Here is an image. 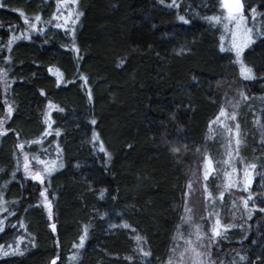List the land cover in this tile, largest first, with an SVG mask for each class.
Wrapping results in <instances>:
<instances>
[{
    "label": "trees",
    "instance_id": "obj_1",
    "mask_svg": "<svg viewBox=\"0 0 264 264\" xmlns=\"http://www.w3.org/2000/svg\"><path fill=\"white\" fill-rule=\"evenodd\" d=\"M4 2L8 6L0 8V44L7 41L12 29L22 26V20L10 8H21L30 16L41 13L46 19L55 11V0ZM201 3L202 0H183L182 8L177 11L167 9L158 0H80L79 8L84 14L76 25V41L84 57L83 71L93 84L94 107L88 104L78 88L58 92L52 82L54 77L48 74L47 69L52 66L69 78L74 75L71 56L61 47L62 33L50 35L48 44H42L44 37H40L34 42L20 41L15 46L17 130L27 136L39 132L41 102L45 99L39 95L41 89L52 94V98L68 110L66 121L60 119L61 114H57V119L61 128L67 130L63 146L66 160L73 164L56 174L52 190L58 196L55 208L58 237L69 255L71 244L80 232V224L90 220L94 206L100 207L101 212L106 210L103 207L106 201H98L86 190L84 181L87 177L95 184L97 192L106 188L118 194L117 206L147 238L154 255L166 257L179 223L180 189L195 157L189 153L177 163L160 143L161 129L173 139L179 136L186 137L190 143L203 142L207 121L216 111L208 95L209 81L227 78V84L235 82L255 97V115L243 103L239 110L241 127L247 136L241 154L248 162L264 160V149L259 146L260 132L255 124L260 116L264 83L240 81L238 67L231 63L227 54L219 52L220 32L211 29L201 18L204 9L197 7ZM190 5L192 22L183 25L178 15H188L185 9ZM197 11L201 15H196ZM181 45L190 51L184 56H176L174 49ZM245 55L249 66L257 70L264 68V44L258 41L246 50ZM120 57L127 58L124 70L117 67ZM193 74L203 81V86L186 92ZM227 84L224 89L213 86L218 102L227 90ZM245 84L249 87L244 88ZM188 101L191 102L190 109ZM90 110L98 120L97 130L113 156L107 172L101 170L98 161L94 162L90 146L82 142L85 133L75 127L78 120L81 127L87 129ZM172 113L177 114L175 121L170 120ZM14 143L15 138L0 143V168L13 167ZM76 161L82 165L79 170L75 168ZM18 175L22 179V174ZM30 183L26 182L24 188L18 184L11 187L8 199H19ZM253 188H260L259 175L255 177ZM35 196L33 192V199ZM244 221V231H232L221 244L225 250L235 248L248 255L252 264H262L264 214L254 212L252 220H247L245 215ZM26 222L35 236L36 247L24 257L10 258L7 264H47L54 253L55 239L47 220L39 210H31ZM91 223L96 229L90 235L80 264H116V255L122 264L123 257L131 250L129 236L121 230L110 233L106 223L99 219H91ZM240 240L243 245L238 243ZM9 242H14L12 234H0V243L6 246ZM0 264H6V261L0 260Z\"/></svg>",
    "mask_w": 264,
    "mask_h": 264
},
{
    "label": "snow or ice",
    "instance_id": "obj_2",
    "mask_svg": "<svg viewBox=\"0 0 264 264\" xmlns=\"http://www.w3.org/2000/svg\"><path fill=\"white\" fill-rule=\"evenodd\" d=\"M158 2L167 9L179 11L183 0ZM79 3L80 0H55V11L47 19L41 13L30 16L21 8L9 9L22 20V26L12 29L7 41L0 44V112L3 113L0 115V143L15 138L11 154L13 167L0 168V234H12L14 242H9L6 246L0 243V260H5L7 264L10 258L24 257L36 247L35 236L29 231L30 225L26 222V217L31 210H39L55 237L54 253L47 264H80L90 235L96 229L91 219L104 221L110 233L121 230L129 236L132 246L130 253L123 257L122 264H252L248 255L235 248L225 250L221 244L233 229L244 231L245 215L247 220H252L254 212L264 214V197L259 202L255 199L264 193V160L259 163L248 162L241 154L242 148L246 146L247 136L241 127L239 110L243 103L255 115V97L246 93L235 82L227 84V78L209 81L207 84L209 99L216 111L207 121L203 142L190 143L186 137L179 136L173 139L166 130L161 129L160 143L176 158L177 163H181L189 153L195 157L193 166L187 169L188 178L180 189V203L177 207L179 223L166 257L154 255L147 238L127 219L124 210L117 206L118 194H113L106 188L97 192L95 184L87 177L84 181L86 190L95 195L98 201H106L103 205L106 210L101 212L100 207L94 206L90 220L80 224L78 237L71 244V254L62 248L55 213L58 196L52 190V181L57 173H62L73 164L66 160V148L63 146L67 130L61 128L57 119V114H61L60 119L66 121L68 110L55 101L52 94L41 89L39 95L45 99L41 102L43 108L39 132L27 136L17 130L15 125L19 109L15 103V85L18 84V62L14 56V48L20 41L34 42L40 37H44L42 44H48L51 42L50 35L58 36L62 33L61 47L71 56L74 75L69 78L59 68L52 66L48 67V74L54 77L52 82L58 92L78 88L88 104L94 107L93 84L83 71L84 57L76 41V25L84 14ZM7 6L4 0H0V8ZM197 7L204 9L201 18L209 27L220 32L219 52L227 54L231 63L238 67L240 81L264 83V75H261L264 68L257 70L249 66L245 55L246 50L258 41L264 44V0H202ZM185 11L188 15H178V20L183 25H189L192 22L191 5ZM195 14L201 15L199 11ZM188 51L190 49L181 45L174 49V54L184 56ZM126 63L127 58L120 57L117 67L124 70ZM226 84L227 90L223 91L218 102L214 98L213 86L224 89ZM202 86L203 81L193 74L191 84L185 91L190 92ZM247 87L249 85L245 84L244 88ZM229 92L234 94L229 95ZM260 101V116L256 118L255 124L260 132L259 146L264 149V96L260 97ZM187 105L190 109L191 102L188 101ZM88 117L87 129L81 127L78 120L75 127L85 133L82 142L90 146L94 162L98 161L101 170L107 172L113 160L112 153L97 130L98 120L91 110ZM176 119L177 114L172 113L170 120ZM214 145H219L222 150L219 159L211 151ZM81 167V163L76 161L75 168L79 170ZM258 168L260 171H257ZM18 174H22V179ZM257 175L260 176V188L254 189L253 183ZM26 182L31 183L19 199H8L11 187L18 184L24 188ZM33 192L36 193L35 199ZM226 194L231 200L230 207ZM229 213L231 222L225 219ZM237 219L242 223L237 224ZM246 238L245 236L244 239ZM238 243L243 245V240ZM115 260L116 264H121L119 255L115 256Z\"/></svg>",
    "mask_w": 264,
    "mask_h": 264
},
{
    "label": "rangeland",
    "instance_id": "obj_3",
    "mask_svg": "<svg viewBox=\"0 0 264 264\" xmlns=\"http://www.w3.org/2000/svg\"><path fill=\"white\" fill-rule=\"evenodd\" d=\"M234 92H230V95H233ZM257 129H259L257 126H256ZM211 143V142H210ZM211 151L213 153L214 156H216L217 159L220 158V152L222 151L221 149H219V145H214L213 148H211ZM260 197H264V193L263 194H260L258 196L255 197V199L257 200V198H260ZM226 199H227V202H228V206L230 207V204H231V200L229 197H227V194H226ZM239 215V214H237ZM115 219V218H114ZM226 221L227 222H231V214L229 213L226 217H225ZM242 221L237 219L236 220V223L237 224H240ZM233 231H236V229H233ZM172 246V245H171Z\"/></svg>",
    "mask_w": 264,
    "mask_h": 264
}]
</instances>
